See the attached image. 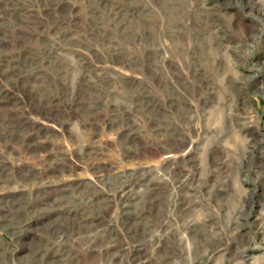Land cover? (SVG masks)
<instances>
[{
    "label": "rangeland",
    "instance_id": "374dc122",
    "mask_svg": "<svg viewBox=\"0 0 264 264\" xmlns=\"http://www.w3.org/2000/svg\"><path fill=\"white\" fill-rule=\"evenodd\" d=\"M0 264H264V0H0Z\"/></svg>",
    "mask_w": 264,
    "mask_h": 264
}]
</instances>
